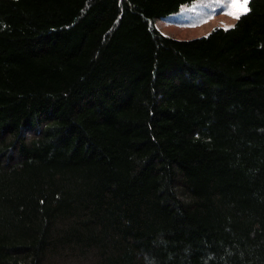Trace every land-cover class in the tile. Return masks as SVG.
Returning a JSON list of instances; mask_svg holds the SVG:
<instances>
[{
	"label": "trees",
	"instance_id": "trees-1",
	"mask_svg": "<svg viewBox=\"0 0 264 264\" xmlns=\"http://www.w3.org/2000/svg\"><path fill=\"white\" fill-rule=\"evenodd\" d=\"M0 0V264H264V0Z\"/></svg>",
	"mask_w": 264,
	"mask_h": 264
},
{
	"label": "rangeland",
	"instance_id": "rangeland-1",
	"mask_svg": "<svg viewBox=\"0 0 264 264\" xmlns=\"http://www.w3.org/2000/svg\"><path fill=\"white\" fill-rule=\"evenodd\" d=\"M248 4V3H247ZM232 0H196L164 18L155 21L164 33L180 39L208 34L215 27H229L237 18Z\"/></svg>",
	"mask_w": 264,
	"mask_h": 264
},
{
	"label": "snow or ice",
	"instance_id": "snow-or-ice-1",
	"mask_svg": "<svg viewBox=\"0 0 264 264\" xmlns=\"http://www.w3.org/2000/svg\"><path fill=\"white\" fill-rule=\"evenodd\" d=\"M232 2H233V6L236 8V11L229 13L230 15H233L235 18L239 19L240 15L247 13L248 0H232ZM225 30H227V26Z\"/></svg>",
	"mask_w": 264,
	"mask_h": 264
}]
</instances>
